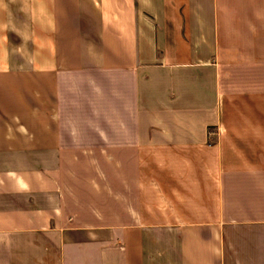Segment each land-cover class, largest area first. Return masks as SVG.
I'll list each match as a JSON object with an SVG mask.
<instances>
[{
    "label": "crops",
    "instance_id": "1",
    "mask_svg": "<svg viewBox=\"0 0 264 264\" xmlns=\"http://www.w3.org/2000/svg\"><path fill=\"white\" fill-rule=\"evenodd\" d=\"M0 264H264V0H0Z\"/></svg>",
    "mask_w": 264,
    "mask_h": 264
},
{
    "label": "rangeland",
    "instance_id": "2",
    "mask_svg": "<svg viewBox=\"0 0 264 264\" xmlns=\"http://www.w3.org/2000/svg\"><path fill=\"white\" fill-rule=\"evenodd\" d=\"M86 5H89L91 3V0H84Z\"/></svg>",
    "mask_w": 264,
    "mask_h": 264
}]
</instances>
